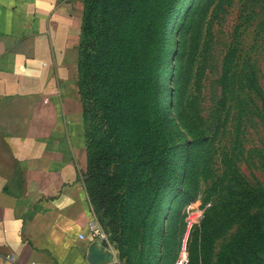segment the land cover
<instances>
[{
    "label": "rangeland",
    "instance_id": "rangeland-1",
    "mask_svg": "<svg viewBox=\"0 0 264 264\" xmlns=\"http://www.w3.org/2000/svg\"><path fill=\"white\" fill-rule=\"evenodd\" d=\"M117 1L83 0L86 21ZM169 1L164 108L141 111L148 127L109 124L83 90L93 215L122 264H264V0Z\"/></svg>",
    "mask_w": 264,
    "mask_h": 264
},
{
    "label": "crops",
    "instance_id": "crops-1",
    "mask_svg": "<svg viewBox=\"0 0 264 264\" xmlns=\"http://www.w3.org/2000/svg\"><path fill=\"white\" fill-rule=\"evenodd\" d=\"M82 11L83 0H0V264L111 257L87 236Z\"/></svg>",
    "mask_w": 264,
    "mask_h": 264
},
{
    "label": "trees",
    "instance_id": "trees-1",
    "mask_svg": "<svg viewBox=\"0 0 264 264\" xmlns=\"http://www.w3.org/2000/svg\"><path fill=\"white\" fill-rule=\"evenodd\" d=\"M167 5L158 0H118L96 29L83 11L78 79L83 110L85 90L109 124H116L118 117L106 113H127L136 127H148L141 111L153 107L162 112L166 31L174 7L171 1ZM87 33L92 37L84 44Z\"/></svg>",
    "mask_w": 264,
    "mask_h": 264
},
{
    "label": "built area",
    "instance_id": "built-area-1",
    "mask_svg": "<svg viewBox=\"0 0 264 264\" xmlns=\"http://www.w3.org/2000/svg\"><path fill=\"white\" fill-rule=\"evenodd\" d=\"M87 236L90 240H98V239H104L109 245L111 257L107 261H105L103 264H122L121 260L117 256L115 250L111 246V244L108 241L107 234L105 230L101 227V225L96 220L95 216H92V219L88 223V233ZM81 238H85V234H80ZM8 259H10V256H8ZM175 264H185V258L179 257Z\"/></svg>",
    "mask_w": 264,
    "mask_h": 264
},
{
    "label": "water",
    "instance_id": "water-1",
    "mask_svg": "<svg viewBox=\"0 0 264 264\" xmlns=\"http://www.w3.org/2000/svg\"><path fill=\"white\" fill-rule=\"evenodd\" d=\"M97 242L99 244H102V246H104V247L108 246L106 240H104V239H98Z\"/></svg>",
    "mask_w": 264,
    "mask_h": 264
}]
</instances>
